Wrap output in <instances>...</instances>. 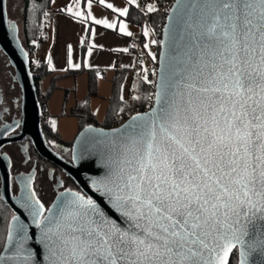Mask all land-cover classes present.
Instances as JSON below:
<instances>
[{"label":"snow or ice","instance_id":"obj_1","mask_svg":"<svg viewBox=\"0 0 264 264\" xmlns=\"http://www.w3.org/2000/svg\"><path fill=\"white\" fill-rule=\"evenodd\" d=\"M99 3L128 15L127 8ZM185 7L192 14L180 22L192 46L173 51L175 65L157 85L158 107L133 117L139 123L120 137V166L93 182L126 226L76 193L55 213L48 209L49 216L35 199L31 214L47 264H229L238 245L239 264L257 251L264 257V0H198ZM67 12L86 28V20L117 28L91 11L86 19L71 6ZM119 32L132 35L124 21ZM94 47L88 44L89 55ZM69 67H80L72 63L71 45ZM28 239L23 225L10 222L8 255L0 261L35 264Z\"/></svg>","mask_w":264,"mask_h":264},{"label":"water","instance_id":"obj_2","mask_svg":"<svg viewBox=\"0 0 264 264\" xmlns=\"http://www.w3.org/2000/svg\"><path fill=\"white\" fill-rule=\"evenodd\" d=\"M198 0H181L180 4L175 0L165 21L161 36V43L157 58V85L161 77H167L172 71L175 60L173 51L180 50L186 52L192 46V38L189 33L184 32V25L181 24V17L187 19L191 11L186 5L197 3ZM198 11V9L196 10ZM0 51L7 58L10 67L14 71V80L17 83L21 94V122L20 133L17 136L6 137L11 131L9 127L0 129V149L10 143L20 142L29 137L33 148L43 159L49 161L58 167L67 178L80 190V193L65 191L59 193L48 209L55 213L57 207L61 205L62 200L71 199V194L76 193L84 196L86 199H92L96 204L102 217L116 222L121 226H126V221L116 209L108 202L107 197L101 196L93 184L94 181H104L109 174L120 166L124 159L121 148V134L129 130V126L139 121L128 120L122 126L103 129L95 126L83 128L71 145V162L65 161L47 146L46 139L42 130L41 107L38 103L36 85L31 72V61L29 54L23 49L18 38V29L14 23H10L7 12V0H0ZM158 105L156 100L152 109L146 113L134 117H147ZM129 152L128 156L131 157ZM0 178H1V198L11 208L17 220L13 224H20L26 228L28 236V248L32 252L35 264H47L46 252L43 246L38 243L40 238L39 229L33 224L32 206L33 201L26 194L16 203L11 195L10 170L8 161L0 154ZM63 194V195H62ZM46 211L45 216L52 213ZM100 219L99 216L96 217ZM7 237V235H6ZM259 237V233H258ZM247 237L245 241L247 242ZM5 243L0 255L7 257ZM11 245H9V248ZM233 252L237 253V264L242 257L240 256V246H237ZM232 255V254H231ZM230 255V257H231ZM229 257V260H230ZM264 259L259 255V251L253 253L247 258V264H253L254 261ZM0 264H11L10 261H0Z\"/></svg>","mask_w":264,"mask_h":264},{"label":"crops","instance_id":"obj_3","mask_svg":"<svg viewBox=\"0 0 264 264\" xmlns=\"http://www.w3.org/2000/svg\"><path fill=\"white\" fill-rule=\"evenodd\" d=\"M105 1L113 3L112 0ZM84 3L82 2L83 5ZM82 4L79 5L74 0H51L50 8L44 15L46 17L42 33L47 41L40 43L38 55L34 57L36 63L44 64L49 70V75L40 81L44 91L52 88L51 94L45 101L47 119L56 124L58 136L66 143L73 142L80 132L79 120L71 112L79 103L85 101L91 78L96 81L97 94L90 98L89 108L100 125L107 114L112 78L117 72L126 71L128 73L122 86V100L127 102L134 97L135 81L129 69L133 64L131 39L138 24L104 7L99 0L95 5L91 4L90 9ZM146 5L147 3L145 9ZM69 6L73 7L74 11L79 10L84 13L85 19L87 12L91 11L96 19L108 20L109 23L115 21L117 28H105L103 25L94 24L91 20H86V28L84 22H78V18L68 14ZM120 21L128 25L131 36L120 34ZM92 29H95V35L92 34ZM82 39L85 41L84 44H81ZM88 44L96 45L91 49V55L88 54ZM69 45H71L72 63L73 65L79 64V68L69 67ZM123 49H128V51H122ZM152 49L149 51L145 48L147 54L154 53ZM149 67V62L144 61L143 69L147 70Z\"/></svg>","mask_w":264,"mask_h":264},{"label":"trees","instance_id":"obj_4","mask_svg":"<svg viewBox=\"0 0 264 264\" xmlns=\"http://www.w3.org/2000/svg\"><path fill=\"white\" fill-rule=\"evenodd\" d=\"M85 1L86 0H82V2ZM165 1L166 0H153L154 8H157ZM50 3L51 0H22V5H21L22 39L20 38V30L18 26L16 25V23L14 24L17 26L18 38L21 42V45L28 54H31L36 48H38V46L42 42L41 36L44 29V15L49 10ZM142 16L143 14L140 13L135 7H130L126 19L135 24H139L142 19ZM8 19L10 23H13L10 21L9 15H8ZM151 23L154 29H158L160 28V26L165 25V19L162 16L152 12ZM152 48L154 50V53L152 55L148 54V56L151 59V61L157 65L159 46L153 43ZM0 53L2 54L1 51ZM153 57H155V59H153ZM31 72L33 75V79L35 81V85H37L42 79L46 78L49 75V70L44 64L33 63V61H31ZM127 74L128 73L126 71L117 72L112 78V91L109 98L107 114L104 122L101 125L96 122V118L89 108L90 98L96 96L97 94L96 81L94 78L90 79L88 85V95L85 101L79 103L71 112L72 115L74 117H77L79 120L80 131L87 126H95L103 129H111L113 128V123L118 113H120L121 111L125 110L128 107H137L145 101L147 87L145 84L141 83L140 81L135 82L133 86L134 97H138V99L134 100L132 98L127 102L121 99L122 86L124 84V80ZM13 82L17 85V83L14 80V77H13ZM51 92H52V88L45 91L44 101H47ZM18 96H19L18 100L20 102L21 100L20 93ZM0 98H1V90H0ZM42 130L49 145L71 147L72 142L66 143L62 141V139L58 136L56 130V124L55 127H53L52 120L50 119L49 120L47 119L46 121L42 120ZM10 217H11L10 210L4 204V202L0 197V253L4 246L7 223ZM229 264H237L236 252L232 253L229 260Z\"/></svg>","mask_w":264,"mask_h":264},{"label":"flooded vegetation","instance_id":"obj_5","mask_svg":"<svg viewBox=\"0 0 264 264\" xmlns=\"http://www.w3.org/2000/svg\"><path fill=\"white\" fill-rule=\"evenodd\" d=\"M1 105H3V102L0 100V129L3 127H9L11 131L6 135V137L17 136L21 130V102L18 107L19 113L17 118L11 120L7 118L8 110L3 109ZM47 146H49L52 151L61 156L65 161H72L70 146H52L48 143ZM0 154L8 161L11 177V195L14 199V202L16 203L23 195L25 196L27 194L33 203L35 199L40 200V202L45 206V214L59 193L65 191L80 193V190L58 167L37 154L29 137L23 139L20 142L4 145L0 149ZM49 186H51L52 191H50ZM32 192L36 193L35 198L32 197ZM4 204L8 207L11 213V217L7 223L8 230V225L15 214L5 202Z\"/></svg>","mask_w":264,"mask_h":264},{"label":"built area","instance_id":"obj_6","mask_svg":"<svg viewBox=\"0 0 264 264\" xmlns=\"http://www.w3.org/2000/svg\"><path fill=\"white\" fill-rule=\"evenodd\" d=\"M149 0H138L139 7L137 10L143 14L142 19L140 23L138 24V30L135 32L131 39V52L133 55V64L129 69V73L138 81L145 84L147 87V93L145 101L134 108H129L126 110L121 111L117 114L114 120V126L113 128L122 126L125 124L128 120L133 118L134 116H137L139 114L146 113L150 111L154 105L155 101V93H156V81H157V65L154 64L151 59L149 58L146 50H145V35H144V29L147 28L150 32V35L156 43L155 45H158L160 47L161 43V36L164 29V25L160 26L158 29H154L151 23V16L152 12L156 13L157 15L162 16L165 21L166 18L175 2V0H166L163 4L159 5L157 8H155V11L148 12L147 9H145V4ZM46 17V16H44ZM45 20V18H44ZM42 42H46L47 38L44 36H41ZM38 55V48H36L31 54H29L30 60ZM148 61L149 62V69L144 70L143 69V62ZM100 73V71H98ZM147 74V78L149 82H145L144 76ZM36 93H37V99L38 103L41 107V117L42 120H47V107L46 102L44 101V89L41 86L40 82L36 85Z\"/></svg>","mask_w":264,"mask_h":264},{"label":"rangeland","instance_id":"obj_7","mask_svg":"<svg viewBox=\"0 0 264 264\" xmlns=\"http://www.w3.org/2000/svg\"><path fill=\"white\" fill-rule=\"evenodd\" d=\"M97 1L98 0H86L84 5H83L82 0H79V5L82 4L84 7L87 8L89 2L91 4L95 5L97 3ZM112 2H113L112 5L118 10H122L124 8H127L129 11L131 6H134L135 8L139 7L138 0H136V2L134 4H128L127 0H112ZM105 3L107 4L108 2L105 1ZM21 5H22V0H7V11H8L10 21L13 23H16V25L18 26V28L20 30V38L22 39ZM150 5L154 6L153 0H149L147 2L146 9ZM137 30H138V28L136 29V32H137ZM152 41H153V39H152L150 32H149V35L146 37V43L148 45L147 49L149 51H150V49H152V45H153ZM149 53H153V52H149ZM32 61H33V63H36L34 58L32 59ZM145 67H147V66H145ZM13 77H14V71L10 68V65H9L7 59L0 53V90H1V98L0 99L3 102V105H1V107L3 109L8 110L7 118L9 120L17 118L18 113H19L18 107H19V104L21 102V100H20V102L18 100V97H19L18 95L20 93V89H19L18 85H16L13 82ZM133 80L135 82L138 81L134 77H133ZM129 108H134V107H128L126 109H129ZM49 187H50V191H52L51 186H49Z\"/></svg>","mask_w":264,"mask_h":264},{"label":"bare ground","instance_id":"obj_8","mask_svg":"<svg viewBox=\"0 0 264 264\" xmlns=\"http://www.w3.org/2000/svg\"><path fill=\"white\" fill-rule=\"evenodd\" d=\"M31 61V60H30Z\"/></svg>","mask_w":264,"mask_h":264}]
</instances>
